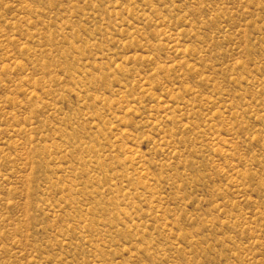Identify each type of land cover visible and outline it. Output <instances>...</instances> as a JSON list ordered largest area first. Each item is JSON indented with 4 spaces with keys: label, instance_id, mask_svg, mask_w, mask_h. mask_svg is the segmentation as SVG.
<instances>
[{
    "label": "rangeland",
    "instance_id": "rangeland-1",
    "mask_svg": "<svg viewBox=\"0 0 264 264\" xmlns=\"http://www.w3.org/2000/svg\"><path fill=\"white\" fill-rule=\"evenodd\" d=\"M0 264H264V0H0Z\"/></svg>",
    "mask_w": 264,
    "mask_h": 264
}]
</instances>
